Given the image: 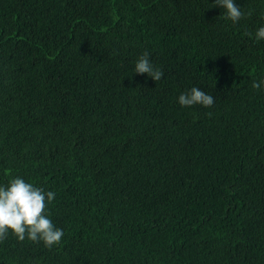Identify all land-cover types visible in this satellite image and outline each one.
<instances>
[{"label":"trees","instance_id":"1","mask_svg":"<svg viewBox=\"0 0 264 264\" xmlns=\"http://www.w3.org/2000/svg\"><path fill=\"white\" fill-rule=\"evenodd\" d=\"M236 3L0 0V183L55 191L65 233L0 264H264V0Z\"/></svg>","mask_w":264,"mask_h":264},{"label":"clouds","instance_id":"2","mask_svg":"<svg viewBox=\"0 0 264 264\" xmlns=\"http://www.w3.org/2000/svg\"><path fill=\"white\" fill-rule=\"evenodd\" d=\"M212 3L221 8L223 16L233 24L251 15V11L245 12L236 0H212ZM254 36L257 41H264V24L256 28ZM133 72L147 74L155 81L164 76L148 51L136 59ZM253 87H264V78L254 80ZM177 99L182 107L189 108L195 105L210 108L215 103V97L197 85L181 92ZM55 197V191L46 190L19 175L11 177L7 183H0V242L13 235L18 241L43 242L49 248L60 244L64 229L55 224L48 208Z\"/></svg>","mask_w":264,"mask_h":264}]
</instances>
